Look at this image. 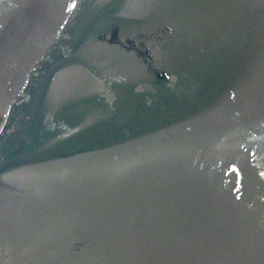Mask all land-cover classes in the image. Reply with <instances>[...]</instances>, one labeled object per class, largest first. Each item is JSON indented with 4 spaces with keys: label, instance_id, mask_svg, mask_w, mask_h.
Segmentation results:
<instances>
[{
    "label": "water",
    "instance_id": "water-1",
    "mask_svg": "<svg viewBox=\"0 0 264 264\" xmlns=\"http://www.w3.org/2000/svg\"><path fill=\"white\" fill-rule=\"evenodd\" d=\"M0 264H264V0H0Z\"/></svg>",
    "mask_w": 264,
    "mask_h": 264
}]
</instances>
